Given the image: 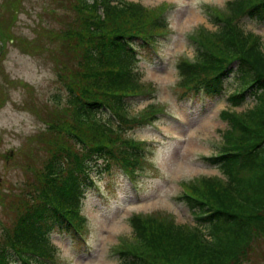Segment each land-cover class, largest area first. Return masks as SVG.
<instances>
[{
	"label": "trees",
	"instance_id": "trees-1",
	"mask_svg": "<svg viewBox=\"0 0 264 264\" xmlns=\"http://www.w3.org/2000/svg\"><path fill=\"white\" fill-rule=\"evenodd\" d=\"M13 1L12 20L3 11L0 29L13 25L20 9H25L23 0ZM63 1L56 3L72 12L70 19H59L55 10H49L42 18H48L49 27H41L36 38L21 39L23 45L18 42L34 55L40 54L38 45L49 46L44 51L53 55L48 60L65 96L53 95L43 110L33 105L45 126L29 137L34 142L24 164L29 176L23 188H15L19 194L15 218L9 230L3 229V239L13 245L0 244V264H61L48 244L52 229L84 235L79 201L97 178L118 170L133 177L140 169H150L146 161L153 146L134 131L143 121L152 124L165 113L155 101L147 103L139 116L132 108L135 100L154 99L156 90L141 79L137 56L141 48L160 50L155 41L168 32L172 5ZM207 10L215 29L196 31L194 58L177 64L176 92L179 98L200 93L225 96L227 108L220 115L228 128L216 155L207 159L221 176L181 183L177 200L191 211L193 225L158 214L131 216L132 237L116 246L117 264L264 262V35L246 31L243 25L248 19L264 20V0H232L223 8ZM230 74L238 89L225 95L224 81ZM249 96L254 101L250 107L233 110Z\"/></svg>",
	"mask_w": 264,
	"mask_h": 264
},
{
	"label": "rangeland",
	"instance_id": "rangeland-1",
	"mask_svg": "<svg viewBox=\"0 0 264 264\" xmlns=\"http://www.w3.org/2000/svg\"><path fill=\"white\" fill-rule=\"evenodd\" d=\"M58 1L64 4L63 0H23L25 9H20L13 25L0 29V45L3 49L0 52V69L3 71L0 72V244L13 245L9 238L3 239V229L9 230L15 218L19 197L15 188H23L29 176L24 166L29 159V149L34 144L29 137L45 126L33 108L35 106L43 110L42 107L51 105L53 95L65 96L48 60L53 55L44 51L49 46L38 45L40 54L34 51V55L23 50L18 42L23 45L21 39L36 38L41 27H49L48 18L42 19L49 15V10H55L59 19L67 21L71 18L72 12H66L64 6H58ZM131 1L149 7L162 1L172 5L167 16L168 32L164 38L155 41L160 52L141 48L138 56L137 67L142 73L141 79L155 88V100H135L132 108L133 114L139 116L147 103L155 101L167 111V115L159 114L152 124L147 125L148 122L143 121L134 131L138 139L146 140L153 147L152 141L160 140L156 144L155 160L151 162L157 170L147 167L139 171L137 179L142 181L146 177L147 182L146 185L142 183L143 191L138 198L135 197L132 181L125 179L121 171L99 176L95 186L79 201V215L85 225L83 232L87 240L77 239L65 228L52 229L48 236V244L54 247L61 264H116L118 254L115 253V247L124 238L132 237L129 222L132 215L158 214L179 224L193 225L195 222L191 211L177 200L182 192L181 183L204 175L221 176L216 168L207 165V159L216 155L222 141L221 134L228 128V121L220 115L226 106L225 99L179 98L176 92L180 78L177 64L183 58L187 61L194 58L196 43L193 38L197 35L196 31L215 29L208 19L207 9L223 8L232 0ZM5 2L0 0V16L5 12L12 20L15 2L9 0V7L4 11ZM5 19L9 20L8 17ZM243 25L246 31L264 35V20L248 19ZM5 38L8 42L5 41L3 45ZM224 84L227 95L238 89L237 80L232 74L225 79ZM253 102L249 96L244 104L234 106L233 110L242 111ZM162 131L166 135L160 134ZM36 158L34 156L33 160L38 165ZM100 191L104 193L103 196H99ZM11 192L14 194L13 209ZM103 200H109V205L100 204Z\"/></svg>",
	"mask_w": 264,
	"mask_h": 264
}]
</instances>
